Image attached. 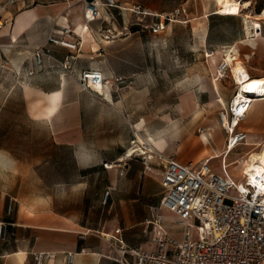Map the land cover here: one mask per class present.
Wrapping results in <instances>:
<instances>
[{
  "label": "crops",
  "instance_id": "0c3cea01",
  "mask_svg": "<svg viewBox=\"0 0 264 264\" xmlns=\"http://www.w3.org/2000/svg\"><path fill=\"white\" fill-rule=\"evenodd\" d=\"M136 1L139 3V0ZM121 3L125 6L136 5L135 0H121ZM124 10L118 12L117 9L103 8L102 17L93 21L90 26L98 29L103 25V21H107L110 11H114L115 14L121 13L123 16ZM152 13L150 11V14ZM3 16L7 24L0 29V57L2 52L4 55L7 54L2 48H7L9 52L7 56L11 57V66L27 74L28 82L23 84L26 114L31 121L40 122L46 126L52 146L66 149L72 163L84 169L88 168L86 171H80V178L73 180L70 184H87L92 174H104L105 182L102 186L100 203L106 206V213L110 214V222H113L114 226L111 228L107 219L103 221L86 218L82 213L71 208L61 210L54 204L53 194L50 193L48 184L46 189H42L39 194L31 195L27 201H23L17 192L1 186L0 221L8 223V237L5 240L0 239V264H34L33 253L36 251H52V257L45 264H64L67 251L75 253L73 264H118L108 256L111 254V247L104 237L105 233L113 232L115 228L122 229L123 238L128 244H143L147 249H153L155 231L152 226H146L143 220L148 214L149 205L158 204L163 194L161 184L163 168L160 173H156L152 171V165L157 162V159L148 160L140 155L128 154L130 139L134 134L137 136L139 131L145 133L146 130L159 131L170 122L167 120L165 125L150 128L146 125L144 118L141 120L134 118L133 103L138 102L140 96L145 97L146 94L149 96L150 87L142 86L144 82L140 81L141 77L138 75H133L130 82L124 86L127 83L126 75L116 71L106 61L90 62L84 65L80 58L86 56L87 51L81 49L87 46L92 33L89 28L87 40L84 41L80 30L85 22L82 5L78 0H17L6 9ZM63 26L76 29L83 39L79 51L81 53L78 52V58L73 63L74 70L98 68L106 77H122L124 82L119 93L105 88L104 95L101 96L83 90L71 75L64 72L48 56L43 57L42 66L36 65L33 48L44 44L50 33L61 36L56 31ZM124 26L127 28L123 21ZM253 30L252 45L238 44L245 46L246 50L254 55L264 54V33L261 29L257 32V24ZM66 38L76 40L77 34L74 33ZM97 49L91 45V50ZM208 49L213 48L206 46L203 51ZM52 53L56 58L62 59L68 53V49L54 44ZM220 57L223 60L221 52L216 49V55L208 58V66L201 65V70L195 73L193 87L182 98L180 104L182 111L194 110L201 99H206V102L202 109L197 108L194 111V114L200 111L196 116L207 111L214 102L220 106L219 112L228 105L236 85L233 90H227L220 86L225 76L217 78L216 84L212 79L221 62ZM237 57H241V53ZM6 66L10 64L6 62ZM0 67H5L3 60H0ZM246 68L251 75H264L257 70L254 71L250 66ZM31 70L34 73L29 74ZM209 73L213 76L210 77ZM218 121L223 128L220 119ZM179 126L180 130L173 137L183 132L180 123ZM198 130H201V140L209 143L211 136L213 137L211 132H203L202 126ZM237 130L247 133L245 142L239 144L248 146L246 153L255 145L252 143L264 140V98L256 99L251 103ZM214 131L218 135L216 148H211L209 156L207 155L202 161L209 160L212 154L221 155L226 149L228 133L225 144L222 145L218 129ZM167 132L169 134L170 131L163 132L161 136L168 135L165 134ZM203 134L206 139L203 138ZM168 144L167 141L164 150ZM233 149L227 153L226 161L231 163L228 167L230 173L236 179H240L245 160L242 154L229 159ZM2 157L4 162L11 163L10 159ZM178 160L192 161L197 164L201 162L182 158ZM106 161L113 162L115 166L105 168L103 163ZM221 161L222 159L220 169L211 162L209 164L213 170L221 172ZM238 163L241 164L238 172H232L230 167ZM11 175L12 173H8V176ZM107 189L110 190V195L104 204L102 198ZM10 197L15 201L13 209L8 211L7 204ZM161 211L164 214L165 229L173 236L180 238L182 226L177 222L175 215L167 209H161ZM172 222L181 227V235L177 236L173 233ZM129 229H140V236L145 240L134 242V239L130 237L131 234L125 231Z\"/></svg>",
  "mask_w": 264,
  "mask_h": 264
},
{
  "label": "rangeland",
  "instance_id": "374dc122",
  "mask_svg": "<svg viewBox=\"0 0 264 264\" xmlns=\"http://www.w3.org/2000/svg\"><path fill=\"white\" fill-rule=\"evenodd\" d=\"M250 1L253 12H258L264 6V0ZM135 2L141 5L138 13L124 10L123 16L121 13L116 14L115 25L122 27L124 21L127 25L125 32L110 42L102 41L98 35L92 33L87 46L81 49H85L87 54L80 60L84 65L106 61L116 71L126 75L127 83L124 86L130 82L133 75L141 77L140 81L144 82L142 86H149L151 90L149 96L148 94L145 97L140 96L139 101L133 103L134 118L138 120L144 118L150 128L165 125L167 120L170 122L177 120L183 132L177 137L169 136V144L163 152L178 159L200 162L210 153L211 148H216L218 135L215 129L220 133L222 145L225 144L227 132L221 128L218 121L220 106L214 102L207 111L196 116L194 111L197 108L202 109L206 99L199 100V105L194 110L182 111L180 104L194 85L195 73L201 70V65L208 66V57L205 56L203 49L206 46L215 50L225 49L224 45H230L242 38L247 34L243 30L245 18L242 15L215 14V0H139V3L135 0ZM175 9H180L179 14L164 20V27L154 32L153 28L161 18L160 14L170 13ZM146 11L153 13L147 14ZM6 24L4 23V26ZM102 24L105 26L107 21H103ZM256 24L257 32L261 29L264 33V20L251 18L249 27L252 36ZM91 45L98 49L91 50ZM237 47L241 53V57L238 58H242L246 66L264 73V54L254 55L241 44ZM2 49L9 53L7 48ZM7 54L4 55L2 52L0 57L5 64V67H0V187L17 192L23 201H27L31 195L34 196L42 189H46L48 184L54 204L61 210L71 208L86 218L103 221L107 219L112 228L114 223L110 222V214L106 213V206L100 203L105 182L104 174H92L87 184H70L80 178V171H86L88 168L84 169L72 163L66 149L52 146L46 126L30 120L26 114L23 89V84L28 82L27 74L21 69L13 68L10 63L11 57ZM219 60L222 61L221 57ZM6 62L10 66H6ZM80 71L81 69L72 73L64 72L78 81ZM209 75L213 76L211 73ZM232 79L231 73L227 70L225 80L220 86L233 90L235 83ZM201 126L204 127L203 132H211L213 135L209 143H204L200 138L201 130L198 128ZM133 138L135 134L130 141ZM132 145L130 142L128 148ZM233 150L229 159L239 154L246 159L244 153L248 146L241 144ZM136 155L137 152H134L133 156ZM2 156L10 159L11 163L4 162ZM144 156L140 155L142 158ZM220 160L221 158H215L209 162L220 169ZM239 166H241L239 163L233 165L230 170L238 172ZM162 168L159 160L152 165V171L156 173H160ZM8 173L12 175L8 176ZM141 188L143 189V182ZM171 226L175 235H181L180 226L173 222ZM125 231L131 234L134 242L145 240L140 236V229Z\"/></svg>",
  "mask_w": 264,
  "mask_h": 264
},
{
  "label": "built area",
  "instance_id": "2783aa9c",
  "mask_svg": "<svg viewBox=\"0 0 264 264\" xmlns=\"http://www.w3.org/2000/svg\"><path fill=\"white\" fill-rule=\"evenodd\" d=\"M17 0H0V29L7 20L4 18L6 9ZM82 5L84 22L89 26L102 17V9H117L121 12L128 9L138 13L140 4L128 7L121 0H78ZM180 9L170 13L160 14V19L153 28L156 32L164 27V20L179 14ZM116 14L110 11L107 24L90 32L98 35L102 41L110 42L123 34L126 27L115 25ZM61 36L50 33L44 44L33 48V57L37 66H42L43 57L52 58L66 72H74L73 63L78 58L82 47V38L76 29L63 26L57 29ZM77 34L76 40L66 38ZM60 45L68 49L62 58H56L52 53V45ZM229 45L224 47L228 48ZM231 52L234 51L229 48ZM208 49L204 52L208 57ZM229 65L222 60L217 68V78L226 76ZM34 73L33 70L30 74ZM233 74V73H232ZM250 77H255L250 74ZM236 90L228 105L219 112L220 123L228 133V148L236 147L246 139L247 133L237 130L239 123L245 118L255 97L264 98V93L237 98L240 82L233 77ZM250 82V80H248ZM78 84L86 91L101 96L104 91L96 89L99 85L103 90L110 89L116 93L122 88V77H106L101 69L84 68L78 74ZM137 137L130 142L135 145ZM132 145V146H133ZM131 146V147H132ZM134 154V153H133ZM138 155V154H137ZM148 160L157 159L163 165V194L158 204H150L148 214L143 222L152 226L155 235L153 249H147L143 244L130 245L122 235L121 228L105 233L104 237L111 247L112 257L118 264H264V179L257 176V181H251L242 172L236 179L229 171V162L225 155L221 161V172L212 169L208 159L199 164L192 161L183 162L167 155L163 151H152ZM133 156V155H132ZM113 162L103 163L105 168H111ZM110 190L104 192L102 202L108 201ZM14 199L9 198L7 209L11 211ZM161 209L172 212L177 222L182 226L180 238L173 236L164 227V214ZM196 221V222H194ZM196 227V231H194ZM8 237V223L0 221V239ZM52 257V251H36L33 253L34 264H45ZM75 253L67 251L64 264H73Z\"/></svg>",
  "mask_w": 264,
  "mask_h": 264
},
{
  "label": "bare ground",
  "instance_id": "6f19581e",
  "mask_svg": "<svg viewBox=\"0 0 264 264\" xmlns=\"http://www.w3.org/2000/svg\"><path fill=\"white\" fill-rule=\"evenodd\" d=\"M215 1H216L215 14L219 13V14H226L229 16L242 15L245 18L243 23V29L246 30L247 34L241 40L236 41V44L232 43L226 49L219 48L223 60H226L227 64L230 67L229 72L231 73V77L233 78L235 76L237 81L240 82V84L237 86V88H239L237 98L240 99V98L248 97L245 91H248V94H251L252 96L261 95L262 93H264V75L255 76L253 78L250 77V73L244 64V61L241 58L237 57L238 55H240L237 45L238 43H244L248 45H252L254 43V37L250 34L249 23L251 18L264 20V6L258 12H253L251 9L252 2L250 0H215ZM146 13L150 14V11H146ZM89 28L90 27L87 23L81 25L80 31L83 35L84 41L87 40V33L89 32ZM205 28L207 29V27ZM79 35L81 36L80 33ZM224 46L227 47L228 45H224ZM229 48H231L234 52L232 53ZM207 55L208 58H212L214 55H216V50H214L212 53L208 52ZM216 74L212 78L215 84L217 83ZM248 80H250V82ZM96 89H100L101 91H103V89L99 85L96 86ZM261 98L262 97H255V100ZM221 101L223 100L221 99ZM221 101L219 102L221 103ZM199 112L200 111H197L195 115H198ZM168 130L170 131L168 136L167 135L161 136L163 132ZM178 130H179V124L175 121H172L169 124L160 128L159 131L146 130L145 133H141L139 131L136 136L137 143L128 149V154L132 156L134 152H137L138 155H142V156L145 155L144 157L148 159L151 157V155L149 154H151L152 151L164 150V145L168 141L169 136L173 137L175 134H177ZM203 138L206 139V136L204 134H203ZM244 142L245 140L241 143ZM252 144H255L253 145L255 147L250 151H248L247 153H244L246 154V159L243 167V172L245 173V175L246 174L248 175V178L251 181L256 182L258 179L257 176H260L262 179H264V140ZM233 148L234 146L228 148V142H227L225 151L221 155L212 154L209 157L208 161H211L212 159L215 158L222 159L224 155L226 161L227 153L231 151ZM241 159L242 157L240 158V160ZM113 166H115L114 163L112 164V167Z\"/></svg>",
  "mask_w": 264,
  "mask_h": 264
},
{
  "label": "trees",
  "instance_id": "16d2710c",
  "mask_svg": "<svg viewBox=\"0 0 264 264\" xmlns=\"http://www.w3.org/2000/svg\"><path fill=\"white\" fill-rule=\"evenodd\" d=\"M259 11V10H258Z\"/></svg>",
  "mask_w": 264,
  "mask_h": 264
}]
</instances>
